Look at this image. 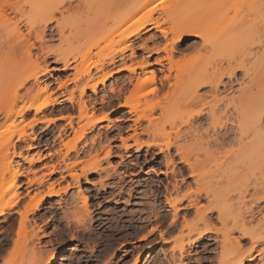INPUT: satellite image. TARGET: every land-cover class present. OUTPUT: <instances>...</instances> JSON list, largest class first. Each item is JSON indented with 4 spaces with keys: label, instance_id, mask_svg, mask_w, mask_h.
Wrapping results in <instances>:
<instances>
[{
    "label": "rangeland",
    "instance_id": "obj_1",
    "mask_svg": "<svg viewBox=\"0 0 264 264\" xmlns=\"http://www.w3.org/2000/svg\"><path fill=\"white\" fill-rule=\"evenodd\" d=\"M186 1L155 0L141 7L137 0H17L15 10L0 11V197L5 195L0 209L15 200L13 208L0 215V264L10 263L13 254L12 264H31L54 254H60L57 264H133L138 256V264H223L251 251L249 239L223 251L219 239L232 229L236 216L246 214L253 205V189L264 186V163L252 152L260 150V137L255 138L252 150L245 146L254 138L256 127L251 118L255 116L242 106L236 111L231 104L243 83L249 84L264 69L258 59L264 50V34L230 45L220 36L217 23L211 22L205 39L192 37L174 44L172 18ZM231 6L222 0L208 12L227 11ZM138 17L142 19L135 27L146 19H152V25L140 37L118 43ZM127 18V24L119 26ZM17 29L23 34L22 42L11 45L12 31ZM110 36L113 38L103 41ZM130 43L136 48L134 56L128 48L114 61L106 59L93 66L114 48ZM172 47L176 49L173 60L183 62L179 69L169 70L171 62L164 49ZM250 50L257 51L258 57L254 51V57L247 55ZM183 52L186 58H182ZM241 59L246 61L244 69ZM129 65L145 68H138L131 77L124 69ZM121 69L100 82L103 73ZM151 70L155 80L134 91L138 78L151 76ZM189 72L206 79L197 89L201 101L193 104L186 101L197 84L178 82L180 74ZM230 72L236 73L234 83ZM165 75L170 77L165 79ZM220 79L224 83L219 89L209 84ZM94 82L96 92L88 87L82 93L85 85ZM42 89L45 93L37 98ZM70 96L73 100L67 99ZM46 98L61 102L37 112L35 108L23 110ZM81 101L86 103L85 112L80 111ZM132 105L137 109L130 111ZM107 113L109 120L90 123ZM217 131L229 139L216 135ZM217 136L220 140L212 141ZM167 144L170 149L165 148ZM176 144L184 146V156L195 163L198 180L185 168L184 175L177 174L182 164L174 155ZM161 147L165 149L161 151ZM169 155L176 157L174 166L168 163ZM91 164L98 166L96 171L90 170ZM18 171L21 175L15 178ZM175 182L183 193L228 189L231 196L228 217L221 221L214 216L212 221L218 233H210V238L192 246L183 262L178 252L172 256L179 235L171 224L174 209L166 201L167 196H181L171 192ZM51 188L59 194L47 197ZM243 189H250L251 194L245 195ZM80 191L87 195V205ZM259 208L256 215L264 216ZM23 216L25 231H20ZM260 216L252 217L251 223ZM184 217H189L188 222L198 218L193 210L183 208L179 221H185ZM151 227L157 228L148 235ZM235 234L239 236L237 231ZM261 246L264 249V243ZM252 253L250 264L264 261L257 251Z\"/></svg>",
    "mask_w": 264,
    "mask_h": 264
},
{
    "label": "bare ground",
    "instance_id": "obj_2",
    "mask_svg": "<svg viewBox=\"0 0 264 264\" xmlns=\"http://www.w3.org/2000/svg\"><path fill=\"white\" fill-rule=\"evenodd\" d=\"M153 1H155V0H137L136 3L139 6L143 7L144 4L146 5V3H148V2L150 3ZM220 1H222V0H188V1H186V3L182 4L181 7L178 8V10L176 11L175 15L172 18L171 31L174 34V37L176 39L174 44L176 42H178V43L184 42L186 39L192 38V37H201L202 39H205V33L204 32H205V29H207L206 26L208 25V23H211V22H214V24L217 23V24H215V25H217L216 28H217L218 32L220 33V36L223 38V41L226 44L232 45V44H237L239 42L247 43L249 39H251V38L253 39L255 36H258V35L260 36L261 32H262L261 37H263V34H264V15H263L264 14V0H228V3L229 4L231 3L232 6L229 7L228 10L226 9L227 11H218L215 13L212 12V14H209V13H211V11L208 12V9L211 6L216 7V5L220 4ZM16 2H17V0H0V11H7L8 9L15 10L17 8ZM52 14L54 15V13H52ZM132 18H135V17H131V19ZM140 19H142V18L138 17L135 20L136 22L134 21L133 23L130 24L131 26L129 27V29H127L126 31L124 30L122 38L117 41L118 43L120 41H123L126 39L130 40L132 37H140V35L144 31L148 30V27L150 25H152V19H146L144 22L140 23L138 26L135 27L134 25L136 23H138L140 21ZM127 21H129L128 18L120 21L121 24L119 26L126 25ZM132 27H134V28H132ZM156 27H159V26H156ZM162 31H163V33H166V31H164V29H162ZM12 32H13V34H12L13 41H11L12 40L11 39V40H9V43L12 45L13 44L12 42H14V43L15 42H22L21 38H22L23 34L19 33L20 30L17 29V31L15 30ZM111 38H113V37L112 36L106 37V39H104L103 41H107ZM9 39H10V37H9ZM206 41H208V32H206ZM245 41H247V42H245ZM128 48L131 51V56H134L136 48L130 43L129 45L121 47V48H114L111 51L110 55L103 56L102 59L96 61L93 66L97 67L99 64H103L104 60H106V59H110V60L114 61V57L118 53H123V51L125 49H128ZM164 50H167V52L169 54L168 59L171 62V66L169 67V70L179 69L180 68L179 66L182 65L183 61L182 60H177V61L173 60V52L176 49H174L172 47L170 50L166 49V48ZM253 51H254V53L257 52L255 50H250V52L248 53V51H247L246 54L247 55L250 54L249 56L251 57L254 54ZM262 53H261V55H259V57H258V54H256V53L255 54L258 57L259 61H261L264 65V50ZM83 57H84V55H83ZM186 57H187L186 53L183 52L182 58H186ZM245 57H247V56H242V58H245ZM62 58L64 61H66V59L64 57H62ZM246 59L247 58H245L244 60H246ZM244 60L241 59V61H243V63L246 62ZM159 63L162 64V61L159 60ZM243 63H241V66H242L241 68L244 69L245 63L244 64ZM89 66L87 67V69L90 68ZM138 68L143 69V68H145V66L144 65H138V66L137 65H129L124 69L130 73L131 77H133L134 75L137 74ZM124 69H121L117 72L116 71L115 72H112V71L105 72V73H103V75L101 76V78L99 80L101 83H105V81L107 79L113 77L115 75V73L117 74ZM258 72L259 73H257L256 77H254L252 80H249L250 81L249 84L243 83L244 86L242 85L243 87H241V89H240L241 93L238 96H232L231 97V98H233V102L231 104L234 105V109L236 111L238 110L239 106H242V108H244L247 111V114H251V115L255 116V117L251 118L253 125L256 127V130L254 133V138L249 143L245 144V146L246 145L249 146L250 150H252V146L255 143V138L257 140L258 137H260V140L258 143V145L261 146V147H259L260 150H253L252 152L254 154L257 153L260 160L264 163V69L261 68ZM235 74L236 73H234V72H230L228 74L229 78H231V80H230L231 83H234L233 78L235 77ZM155 76H156L155 71L151 70V76L144 75L142 77H139L137 82L135 83L134 91L140 90L150 80L154 81ZM169 77H170V75L164 76L165 79H167ZM178 82L180 84L185 83V82L186 83H193V82L196 83L197 87L195 89H193L192 92L189 94V97H188L186 102H188L189 104H193V103H197V102L201 101V97L197 93V89L200 87L201 84H206V79L199 78L193 72H189V73H185V74H180L178 76ZM243 82H245V81L243 80ZM223 83H224V81L222 79H220L219 81H216V82H210L209 81V84L212 85L214 89H219V87ZM240 84H241V82H240ZM96 86H97V82H94L92 84L85 85L81 89V91H82V93H84L86 91V89L89 87L92 89L93 92H96L97 91ZM253 86L256 87V91L254 90L255 88H253ZM42 91H44V89H42ZM40 92H39V95L37 98H40V94L42 95V93H45V91L41 92V93ZM43 96H44V94H43ZM67 99L73 100V97L70 96ZM60 102H61V100L58 98H54V99H52V101H48L46 98L45 100H43L42 102H39V103H30L29 105L25 106L23 108V110L27 111L31 108H35V110L37 112V111H41V110H43L49 106L57 105ZM80 104H81L80 105V111L85 112L87 110L86 103L84 101H81ZM136 107H134L133 105L129 106V110L131 111V110L137 109ZM109 119H110L109 113H107V114H104L102 116L94 118V120H92L90 123L95 124L97 122H104V121L109 120ZM194 132H196V131H194ZM219 133L220 132H218V131L215 132L216 135H218ZM221 134H222V136L226 135L224 133H221ZM221 134H219V135L221 136ZM226 136H223V139ZM25 137L27 138V136H25ZM261 137H262V139H261ZM34 138H33V140H34ZM21 139L23 140L24 137H21ZM227 139H229V138H227ZM219 140L220 139L218 136L214 137L212 139V141H219ZM233 140H234V138H233ZM9 142H10V140H9ZM0 143H1V141H0ZM140 145L141 144H139V146ZM139 146H138V149L141 147V146L140 147ZM1 147H2V145H1ZM4 147L7 148L6 146H4ZM29 147H31V145H29ZM165 148L170 149L169 144H167ZM165 148L161 147L160 149H161V151H163ZM110 150L111 149H108L107 152H110ZM168 152H169V150H168ZM175 153L176 154H174V155H176V157L179 156L180 162L182 164L181 167L179 165L178 169H177L178 166L177 167L175 166V168L177 169V174L184 175V173L187 170H189L191 173L190 174L191 177L193 176V180H198L196 178L197 169H196L195 163L192 162L189 158L184 156V146H182L180 144H176ZM169 156L170 157L168 158L169 159L168 163H172L174 166L175 161H176V159H175L176 157L173 158V155H169ZM39 159H41V158H39ZM30 161L32 162V160H30ZM6 168H8V167L6 166ZM97 168H98V166L96 164L95 165L91 164V166H90V170H92V171H96ZM173 168L174 167H172V169ZM184 168L186 171L184 170ZM176 169H174V171ZM19 173H21V172L18 171V173L17 172L15 173L16 174L15 178H17L16 176L21 175ZM175 173H173V174H175ZM175 178H177V177H175ZM12 181H14V180H12ZM179 184L180 183L175 182L173 184V188L171 187L172 188L171 192L172 193H181L180 194L181 196H179V197L175 196L177 198H174V197H172L173 195L172 196L170 195L171 197L169 196V198H168V196H167L166 201L172 207V209H174V211L172 212L173 217H172L171 224H172V227L175 230H178V233H179V234L177 233V235H179L177 237V239L175 238L179 244L175 241L176 245L173 248L174 252L172 251L173 252L172 256L175 258L176 257L175 253L178 252L180 254V261L183 262V258L186 257V253H188L189 249L192 246L197 245L198 243H200L201 241L206 239V237L208 235H210V233H216L217 232L215 230V228L212 227V223H213L212 221L214 219V216H215V218H217L218 220H221V221L225 220L228 217L227 215H229V210H230V208H229L230 203L228 201H230L231 196L230 197L228 196V192H229L228 189H189V190L186 189L187 191H184V193H183V191L181 192L182 189H179L181 187V186L179 187ZM12 185H13V183L10 186L12 187ZM256 186H258V185H256ZM261 186H262V189L260 187H258V188L256 187L255 189H253L254 190L253 192L255 194L254 196H256V197L254 198V203H252L253 205L251 207L249 205V208L247 207L248 209H246L247 210L246 214L244 212V213H240L238 216H236L232 229H229L228 231L223 233L222 239H219V241H221V245L223 244L222 245V251L230 248L229 245H232L234 247H235V245L236 246L238 245L237 247H239L242 240L249 239L250 240L249 242L252 245L251 251L248 254H245L244 256L242 255V257H240V258H237V259L233 258V259H230L228 261H225L223 264H250L254 261V255H253L252 251H257L256 255H258V256L260 255L261 259H264V255L262 256V253L264 254V249L262 248V246L260 247L261 249L258 247L259 245L264 243V218H263L264 216L261 215L262 216L261 217L260 214H258L261 219L257 220L258 222L254 221L253 223H255V224L251 223V220H252L251 218L258 216V215H256L255 209L259 208L262 203L264 205V186L263 185H261ZM243 190H244L243 191L244 194L247 192H249L251 194L250 189H243ZM169 191H170V189L168 188V192ZM14 194H15V191H14ZM58 194H59V191L51 188L49 190V192H47L46 196L47 197H53V196H56ZM80 194L79 195L82 197L84 203L86 204L87 195L85 196V194H83L82 191H80ZM259 194H262V195H259ZM4 196L0 197V199H1L0 201H2ZM82 199H81V201H82ZM3 202H4V199H3ZM185 202H187L185 204L186 206L182 207L181 205ZM5 204L3 205V203H2L3 207L0 209V215H3V216L6 214L7 210H10L11 208H13V206L15 204V200L8 202V203H5ZM85 204H83V205H85ZM154 204H152V205L154 206ZM263 205H261V206L264 207ZM79 206L80 205H78V207ZM35 208L38 209L39 205H36ZM183 208H185L188 211L193 210L195 215L198 217V218L195 217V218H197V220L194 218V220H196L195 222L193 220H192V222H190V221L188 222V220L186 221V219L189 217L185 218L186 217L185 216L184 217L185 221L180 222L179 221L180 209L183 210ZM81 209L82 210L84 209L83 210V213H84L86 208H85V206H83V208L81 207ZM82 210H81V212H82ZM88 210H89V208L87 209V211ZM87 211H86V213H87ZM142 211H144V210L142 209ZM261 211H262V208H259L258 212H261ZM78 212H79V210H78ZM148 213H150V211ZM157 213L158 212H156L155 214H157ZM215 213H217V214L214 215ZM247 213L251 216L250 220H246V219H248V218H246L248 216ZM87 214L89 215V213H87ZM261 214L264 215L263 212H261ZM148 216H149V214H148ZM192 216H194V215H192ZM77 217H78V215H77ZM23 218H24V216L19 221L20 231H22V230L25 231L24 230L25 221ZM25 218L27 219L26 216H25ZM75 218H76V215H75ZM82 218L79 217V219L83 220ZM146 218H147V216H146ZM76 219H78V218H76ZM181 219H183V218H181ZM248 221H249V223H248ZM80 222L82 223L83 221H80ZM169 225H170V223H169ZM156 228L157 227H155V228L153 227L151 230H149L148 235L153 233ZM234 231H237L239 236H236V234L233 235ZM20 233L18 235H21ZM208 237L210 238V236H208ZM218 238H220V237L218 236ZM25 243H26V241H25ZM21 246H24V245H21ZM33 249H35V247ZM30 252H31V250H30ZM31 254H33V253H29L30 256H32ZM34 254H35V251H34ZM10 255H11V253H10ZM25 255H26V253H25ZM35 256H37V255H35ZM177 256H178V254H177ZM5 258H7V256ZM14 258L15 257L13 254L12 259L15 260ZM169 258H171V257H169ZM32 259H30V260L32 261ZM59 259H60V254H54L51 256L50 259H48V257L44 258L45 261L40 260V259L39 260L36 259L31 264H57L59 262ZM177 259H178V257H177ZM9 260H10V258H9ZM13 260H10V263L8 262V264H12L14 262ZM24 260H25V258H24ZM27 260H29L28 256H27ZM139 260H140V256L137 257V260H136L137 263L135 261V262H133V264H138ZM175 261L173 260V262H175ZM26 262H28V261H26ZM24 263L22 262V264H24ZM166 263H168V262H166ZM176 263H177V261H176ZM2 264H4V263H2ZM20 264H21V262H20ZM261 264H264V261Z\"/></svg>",
    "mask_w": 264,
    "mask_h": 264
}]
</instances>
